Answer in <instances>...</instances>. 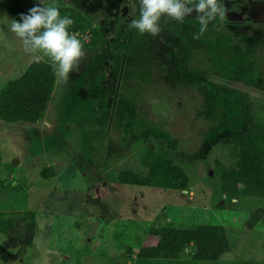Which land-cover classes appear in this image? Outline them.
Here are the masks:
<instances>
[{
	"label": "rangeland",
	"instance_id": "obj_1",
	"mask_svg": "<svg viewBox=\"0 0 264 264\" xmlns=\"http://www.w3.org/2000/svg\"><path fill=\"white\" fill-rule=\"evenodd\" d=\"M37 3L0 0V90L37 60L10 31V9ZM55 3L91 28L77 33L85 56L78 72L56 80L45 117L0 120V213L11 223L0 232V264H264V198L225 196L216 170L236 167L241 140L264 154V0H221L224 20L199 40L194 17L162 19L156 37L130 31L138 0ZM156 151L191 187L119 182L123 171L146 175L143 159ZM219 226L230 251L218 261H197L189 247L175 260L138 256L156 244L155 228Z\"/></svg>",
	"mask_w": 264,
	"mask_h": 264
},
{
	"label": "trees",
	"instance_id": "obj_2",
	"mask_svg": "<svg viewBox=\"0 0 264 264\" xmlns=\"http://www.w3.org/2000/svg\"><path fill=\"white\" fill-rule=\"evenodd\" d=\"M19 11L27 14L19 8L10 9L12 18L18 21L20 20ZM60 11L62 16L67 14L74 20V24L69 29L70 33L85 32L91 28V22L78 11L64 7L60 8ZM229 35L232 34L228 33L225 36L234 41H238L242 36L246 38L245 33L240 34L239 37ZM98 36L97 31L93 29V43L97 41ZM78 37L81 40V37ZM86 47L91 49L90 44ZM56 80L49 62L44 60L32 62L24 74L7 82L0 90V120L8 124L38 123L45 117L53 99ZM258 132L264 147V127ZM166 153L165 151L148 153L143 159L144 166L148 170L147 174L123 171L118 175L119 182L140 188L186 191L191 187L189 176ZM216 170L220 175L221 191L225 196L264 198V154L253 143L247 140L240 141L239 157L235 168L226 167L221 162H217ZM50 176L48 171H43V177ZM10 228V221L0 213V232L8 234ZM151 235L157 237L156 244L142 248L139 258L175 260L179 259L189 247L193 249L192 258L197 261H218L230 251L229 237L221 226L211 229L155 228L151 230Z\"/></svg>",
	"mask_w": 264,
	"mask_h": 264
},
{
	"label": "clouds",
	"instance_id": "obj_3",
	"mask_svg": "<svg viewBox=\"0 0 264 264\" xmlns=\"http://www.w3.org/2000/svg\"><path fill=\"white\" fill-rule=\"evenodd\" d=\"M138 3V18L131 20L128 29L140 36H158L162 19L183 24L186 18L194 17L199 27L192 38L199 40L210 22L225 18L221 0H138ZM73 24L69 15H61L55 0L51 3L38 0L27 14L20 15L19 21L11 20L10 31L20 39L25 53L37 60L41 56L48 58L54 76L67 81L70 73L79 71L85 56L78 34L69 32Z\"/></svg>",
	"mask_w": 264,
	"mask_h": 264
},
{
	"label": "crops",
	"instance_id": "obj_4",
	"mask_svg": "<svg viewBox=\"0 0 264 264\" xmlns=\"http://www.w3.org/2000/svg\"><path fill=\"white\" fill-rule=\"evenodd\" d=\"M13 261V259H10V261L8 262V264H10V262H12Z\"/></svg>",
	"mask_w": 264,
	"mask_h": 264
},
{
	"label": "water",
	"instance_id": "obj_5",
	"mask_svg": "<svg viewBox=\"0 0 264 264\" xmlns=\"http://www.w3.org/2000/svg\"><path fill=\"white\" fill-rule=\"evenodd\" d=\"M15 164H17V161H16V162H14V165H15Z\"/></svg>",
	"mask_w": 264,
	"mask_h": 264
}]
</instances>
